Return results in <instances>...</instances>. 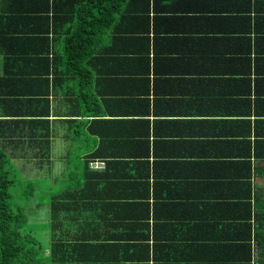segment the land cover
Masks as SVG:
<instances>
[{
	"label": "crops",
	"instance_id": "0c3cea01",
	"mask_svg": "<svg viewBox=\"0 0 264 264\" xmlns=\"http://www.w3.org/2000/svg\"><path fill=\"white\" fill-rule=\"evenodd\" d=\"M47 14L32 24L44 62L4 87L21 100L0 99L1 119H46L45 142L28 147L26 215L45 223L46 253L57 264L264 263V0H129L88 22ZM65 45L86 61L70 67Z\"/></svg>",
	"mask_w": 264,
	"mask_h": 264
},
{
	"label": "trees",
	"instance_id": "16d2710c",
	"mask_svg": "<svg viewBox=\"0 0 264 264\" xmlns=\"http://www.w3.org/2000/svg\"><path fill=\"white\" fill-rule=\"evenodd\" d=\"M127 1L129 0H0V61H2L0 99L17 98L21 100L20 96L12 97L11 92L4 91V87L16 85L18 79L24 85V81L28 77L27 64L34 57H38L37 59L44 62L45 38L38 36V27L32 26L35 20L47 19L50 9L52 19L56 22H60L66 17L80 22H88L96 18L105 19L107 16L115 18L124 2ZM92 44L93 41L88 46ZM69 46L73 49L76 47L75 50L80 48L78 40L75 41L74 38L68 42ZM68 47L64 46L66 52L69 53L67 58L70 67L73 65L71 64L73 61L75 64L76 61L80 62L82 59L86 61L85 58L79 59L75 53H71L72 51ZM57 66L56 61L53 67ZM27 115L29 114L22 115L23 118L16 121L0 118V264H57L60 260L59 253L57 252L55 255L53 247L48 248L46 253L47 247L40 235L45 223H29L26 216L30 202H33L32 195H34L33 185L30 184L33 180L30 182V171L27 169L29 158L32 157L28 154V147L32 144L41 146L47 136L46 131L38 129L46 119L41 117L35 119L33 116L36 114ZM17 121L23 123L16 124L19 123ZM81 124L83 125L84 122L81 121ZM15 128L19 133H13ZM31 130H34L32 134ZM60 134L61 132L57 135ZM12 136L14 139H11ZM64 136L61 135L63 139H67ZM61 137L57 139L62 140ZM9 143L22 147H11ZM65 143L68 145V142ZM62 152L61 149L60 153ZM43 157L44 154L34 158L37 160L33 159L42 168ZM57 159H61V157L54 158V160ZM18 163L20 165H17ZM37 172L39 179L41 171ZM63 175L61 172L58 179H62ZM37 184L36 195L39 204L46 197L44 181ZM53 198L59 200V196ZM54 212L55 207L51 203L50 216ZM51 222L50 217L48 224ZM49 242L58 245L61 239L52 236ZM261 251V256L264 257V244Z\"/></svg>",
	"mask_w": 264,
	"mask_h": 264
},
{
	"label": "built area",
	"instance_id": "2783aa9c",
	"mask_svg": "<svg viewBox=\"0 0 264 264\" xmlns=\"http://www.w3.org/2000/svg\"><path fill=\"white\" fill-rule=\"evenodd\" d=\"M92 166H95V167H100L101 166V163H99V162H96V163H93V164H91Z\"/></svg>",
	"mask_w": 264,
	"mask_h": 264
}]
</instances>
